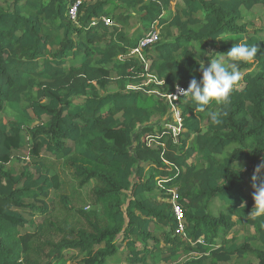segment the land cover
<instances>
[{"label": "trees", "instance_id": "trees-1", "mask_svg": "<svg viewBox=\"0 0 264 264\" xmlns=\"http://www.w3.org/2000/svg\"><path fill=\"white\" fill-rule=\"evenodd\" d=\"M255 6L0 0V264H264V12L258 30L243 17ZM241 42L257 56L239 63L220 124L214 102L169 99Z\"/></svg>", "mask_w": 264, "mask_h": 264}, {"label": "clouds", "instance_id": "clouds-1", "mask_svg": "<svg viewBox=\"0 0 264 264\" xmlns=\"http://www.w3.org/2000/svg\"><path fill=\"white\" fill-rule=\"evenodd\" d=\"M222 39L229 40L232 38ZM257 52L258 46L255 44L235 43L227 51L229 57L227 61L213 59L208 61L207 65L205 62L203 65L199 64L200 79L197 80L193 77L186 89L177 86V93L179 96L189 97L200 112H205L207 106L214 102L218 107L214 111H207V116L212 125L220 124L222 116L226 115L222 106L230 102L231 94L241 79L239 63L253 62ZM262 168H264V163L258 165L255 171L259 172ZM238 171H240L239 168ZM253 179L255 180V176ZM253 187V214L254 217H261L264 216V180H261L258 185L254 183Z\"/></svg>", "mask_w": 264, "mask_h": 264}, {"label": "built area", "instance_id": "built-area-1", "mask_svg": "<svg viewBox=\"0 0 264 264\" xmlns=\"http://www.w3.org/2000/svg\"><path fill=\"white\" fill-rule=\"evenodd\" d=\"M79 3H80L79 1L74 2L72 5H70V7L68 9V14L72 19L75 18L76 10H77ZM103 20L107 24L111 23V21L108 18H103ZM157 38H158V28L150 31V33L148 35L143 37L139 42V47L137 49H135L132 53L140 54L142 48H144L145 46H147L150 43L155 42L157 40ZM179 87L185 88L183 86H179ZM178 96H179V94L177 93V88H176L174 94L169 95L168 97L170 100L173 101ZM172 116H173V118L176 119V122L171 121V122L167 123L166 126L172 132L173 136L176 137L177 132L180 130V127H181V118H180L178 111H176L173 106H172ZM174 213H175L177 220L181 221L182 212H181V208L179 206H177V205L174 206ZM179 230L180 231L183 230L182 225L179 226Z\"/></svg>", "mask_w": 264, "mask_h": 264}, {"label": "rangeland", "instance_id": "rangeland-1", "mask_svg": "<svg viewBox=\"0 0 264 264\" xmlns=\"http://www.w3.org/2000/svg\"><path fill=\"white\" fill-rule=\"evenodd\" d=\"M263 12H264V8L262 6H255V7H253L250 10H244L243 11L244 21L247 23L248 29H250V30L257 29L258 30L259 28H261L260 16L263 14ZM261 35L264 36L262 33H261ZM172 120L174 122H176L175 118H173ZM16 165H18V162L14 158L13 161L10 163V166H16ZM244 165H245V163L244 164H240L239 166L241 167V166H244ZM236 230H238V232L236 233L237 242L241 243L243 241V237L247 234V231H246L245 228H238ZM233 233H231L230 235H232ZM248 259H251V258H248ZM248 259L233 258V260L230 262V264H233L234 262H244V261H246Z\"/></svg>", "mask_w": 264, "mask_h": 264}]
</instances>
